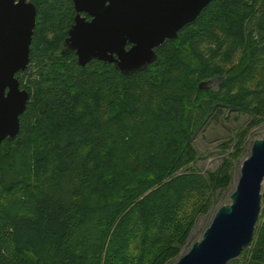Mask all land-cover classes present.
<instances>
[{"label":"trees","instance_id":"trees-1","mask_svg":"<svg viewBox=\"0 0 264 264\" xmlns=\"http://www.w3.org/2000/svg\"><path fill=\"white\" fill-rule=\"evenodd\" d=\"M32 1L30 62L16 73L30 99L0 145V264H167L232 178L230 157L191 167L192 136L223 109L247 113L237 156L264 120V0H211L130 73L60 52L73 0ZM228 264H264L262 213Z\"/></svg>","mask_w":264,"mask_h":264},{"label":"water","instance_id":"water-1","mask_svg":"<svg viewBox=\"0 0 264 264\" xmlns=\"http://www.w3.org/2000/svg\"><path fill=\"white\" fill-rule=\"evenodd\" d=\"M76 14L60 52L76 51L79 64L93 58L113 62L130 73L157 58V46L193 21L211 0H73ZM91 15L87 18L82 14ZM37 20L32 0H0V145L20 131L21 114L30 91L17 76L30 62ZM131 43L130 46H127ZM214 76L200 81L212 87ZM264 136L255 137L250 154L240 165L230 201L220 204L202 237L173 264H227L255 234L263 201Z\"/></svg>","mask_w":264,"mask_h":264},{"label":"rangeland","instance_id":"rangeland-1","mask_svg":"<svg viewBox=\"0 0 264 264\" xmlns=\"http://www.w3.org/2000/svg\"><path fill=\"white\" fill-rule=\"evenodd\" d=\"M218 81L219 79H215L214 82H211V85L216 86ZM249 121L250 115L247 113H241L232 109H223L217 118H212L207 124L201 125L198 131L192 136L199 157L195 162L191 163V167L206 173L207 171L216 168L225 157H230L233 159L232 178L228 186L218 189L211 208L198 217L197 222L188 237V244L182 248L180 254L187 251L191 243L202 237L205 228L212 220L216 208L220 204L230 201V195L236 187L240 165L250 154L254 138L264 136L263 120L249 130L247 137L240 145L238 155L234 156L233 153L237 149L235 143L239 139L237 132H239L242 127L246 126ZM230 138L233 139L231 145L228 147L227 145H222L223 142L227 140L230 141ZM261 213L264 215V201H262ZM176 258L171 259L167 264H173Z\"/></svg>","mask_w":264,"mask_h":264},{"label":"flooded vegetation","instance_id":"flooded-vegetation-1","mask_svg":"<svg viewBox=\"0 0 264 264\" xmlns=\"http://www.w3.org/2000/svg\"><path fill=\"white\" fill-rule=\"evenodd\" d=\"M73 3H74V1H73ZM74 8H75V5H74ZM75 14H76V9H75ZM75 14H74V16H75ZM82 14L86 15L87 18H91V15L88 14L86 11H83ZM73 22H74V18H73V21L71 22L70 26L72 25ZM70 26H69V27H70ZM68 29H69V28H68ZM67 35H68V34H67ZM65 38H66V37H65ZM64 40H65V39H64ZM130 44H131V43H128L127 46H130ZM75 53H76V51H75ZM76 55H77V53H76ZM93 59H94V58H93ZM91 60H92V59H91ZM108 62H109V61H108ZM112 63H113V62H112ZM113 64H114V63H113ZM114 65H115V64H114ZM214 81H215V80H214ZM214 81H213V82H214ZM219 83H220V81L217 82V85H216V86H218Z\"/></svg>","mask_w":264,"mask_h":264}]
</instances>
